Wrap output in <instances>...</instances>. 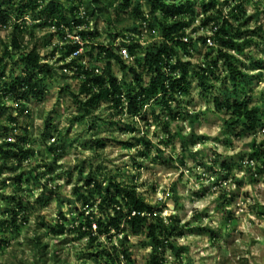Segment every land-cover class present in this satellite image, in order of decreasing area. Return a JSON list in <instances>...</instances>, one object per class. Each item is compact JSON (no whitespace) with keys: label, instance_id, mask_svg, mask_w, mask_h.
I'll list each match as a JSON object with an SVG mask.
<instances>
[{"label":"rangeland","instance_id":"374dc122","mask_svg":"<svg viewBox=\"0 0 264 264\" xmlns=\"http://www.w3.org/2000/svg\"><path fill=\"white\" fill-rule=\"evenodd\" d=\"M18 1L0 0V8L11 13L0 27V56L9 50L0 66V144L7 149L6 143L16 141L19 154L0 153V264H152L154 247L145 233L111 231L91 241L82 234L84 228H78L80 223L112 216L111 208H97L108 189L114 193L110 178L134 185L165 225H176L174 246L164 244L155 253L162 264H264V167L261 160H249L253 146L264 138V0H243V19L248 22L241 27L242 36H250L252 42L241 51L228 52L246 78L232 80L220 61L206 77L205 88L198 67L217 57V48L197 44L190 58L177 48L181 60L192 65L187 70L189 89L174 96L171 110L152 99L142 102L138 113L127 111L125 103L115 109L101 102L86 116L71 96L77 93L81 76L60 68L70 37L79 29L93 32L83 48L90 55L83 54L82 63L103 68L100 46L123 45L113 37L138 27L139 16L132 11L147 14L146 2L131 0L117 14L123 0L112 6L108 0H97L102 13L94 6L85 11L92 0H55L69 21L59 30L53 23L44 24L48 13L38 9L27 7L17 18ZM48 1L36 3L42 6ZM77 6L76 18L83 14L88 21L78 28L70 12ZM191 17L188 35L206 17L197 3ZM14 23L20 27V51L9 46ZM152 26L140 30L145 47L161 42L160 25ZM33 49L52 71L34 73L37 94L13 92L9 86L25 77L24 53ZM138 53L141 60L142 52ZM126 65L148 82L149 75L136 60ZM130 68L122 69L112 60L113 76L121 82L133 80ZM216 96L222 102L248 97V106L258 110L257 129L244 131L230 124L231 111L218 109ZM172 112L175 119L170 118ZM89 179L98 181L101 190L88 187ZM18 199L24 209L14 218L8 207ZM60 224L66 231L56 235Z\"/></svg>","mask_w":264,"mask_h":264},{"label":"trees","instance_id":"16d2710c","mask_svg":"<svg viewBox=\"0 0 264 264\" xmlns=\"http://www.w3.org/2000/svg\"><path fill=\"white\" fill-rule=\"evenodd\" d=\"M22 1L24 0H19L16 3L15 14L17 18L22 17L25 8L31 7L34 10L38 9V12L41 14L48 13L46 19L43 21L44 24L53 23L59 30L61 25L65 27L69 26L68 19H65L64 9L55 0H50L42 6L37 5L36 0H26V3H22ZM115 1L108 0V5L112 6ZM144 1L148 6L147 18L138 9H133L132 13H134L135 17L139 16L138 20L140 22H146L147 29H152V25L155 23L160 25L161 42L158 44L153 43L147 47L135 43L129 45L128 50L131 55L135 56L134 60L137 61L138 65L149 75L148 82L144 83L141 75L128 67L111 47L100 46V52L104 53L103 59L105 61L100 75L95 74L92 70L84 69L82 65L77 63L76 59L63 63L60 67L61 69L74 66L76 67L75 73L83 76L77 93H71L73 101L78 104L80 111H82L80 114L84 116L90 115L92 110L101 102L111 103L115 109L124 106L125 103L127 111L138 113L142 102H147L154 97L157 104L171 110L169 102L175 99L174 96L186 93L189 89L187 70L192 64L190 61L181 60L177 48H180L181 51L187 54V45L181 38L186 35L185 29L189 26L188 23L194 20L191 16L194 15L196 3L200 7L202 17L206 16L202 20L201 25L206 26L213 22L217 26L213 37L216 43L217 57L209 58L203 63L204 67H198L199 72L197 75L201 80V85L208 88L209 84L206 77L218 69L220 61H222V65L232 80L237 77L241 79L246 78V75L237 69L232 62V55L228 53L229 50L241 51L243 46L252 42L250 36H242L244 32L241 31V27L246 26L248 22V19H243V0ZM130 5L131 0H123L122 4L116 8L117 14L126 10ZM85 6V11L89 10L91 6H94L100 13L103 11L97 0L88 1ZM78 8L77 6L70 10L73 17L72 22L77 25L86 24L87 21L80 16L76 18ZM10 16L11 13L8 10L0 8V27L8 23ZM159 16H161L162 21H159ZM130 30L136 31L137 27H133ZM19 31V25L14 23L9 43L10 50L20 51L22 49ZM80 34L83 37H92L94 35L93 32L89 31H82ZM116 36L118 35L116 34L113 38ZM78 47V44L66 45L65 51L62 53V60ZM136 49L142 52L143 56L141 60L136 56ZM89 52L84 54L90 55ZM7 55H9V50L5 48L3 56H0V66ZM83 57L84 55L82 54L78 58L81 59ZM207 58L208 54H206ZM112 60H116L122 69L130 68V71L133 73V80H124L123 82L117 80L112 73ZM22 62L24 64L25 77L14 81L9 88L13 92H21L22 95H35L39 91V86L33 80L34 73L47 72L50 74L52 67L47 62H41V57L35 49L24 53ZM261 65L262 63L256 62V66ZM166 68L169 69L168 74L165 71ZM256 68L258 69L259 67ZM175 71L177 73L173 75L172 73ZM223 81L224 86L226 81L225 79ZM158 97L160 98L159 101ZM247 100L248 97H244L243 101L238 102L237 97H229L225 98L222 102L218 96L213 98V102L218 109L224 108L226 111H231L228 120L230 124L241 126L244 131L254 132L258 124V110L255 107H249ZM175 114L176 112H172L170 118L175 119ZM6 146H8L7 149H3L2 144H0L1 154L7 157L19 156L16 151V147H18L16 141L6 143ZM252 159L261 160V168L264 167V138L257 145L253 146V152L249 160ZM86 185L92 188V190H101L98 181L89 179L86 181ZM109 186L110 188H114V193H111L110 189H108L99 198L97 208H111L113 211L112 216L106 219L98 218L93 223L90 221H87L83 225L80 223L78 228H84L82 234H88V238L93 241L96 239V236L109 234L111 231H126L132 236H139L145 233L151 239L155 253L163 248L164 244L168 243L171 247L174 246V239L177 234L175 233L177 230L176 225L172 223L165 225L155 212L154 207L138 195L134 185L124 186L110 178ZM23 209L24 206L21 199H18L15 205L8 207L9 212L13 213L14 218L17 215L16 212ZM123 223L127 226L126 228L121 227ZM92 226L95 227V231H92ZM65 231L66 227L60 224L57 225V229L54 232L56 235H62ZM128 234L124 235V240H126ZM155 253L152 254V264H162L161 259L159 260ZM122 256L127 258L125 251H122Z\"/></svg>","mask_w":264,"mask_h":264},{"label":"built area","instance_id":"2783aa9c","mask_svg":"<svg viewBox=\"0 0 264 264\" xmlns=\"http://www.w3.org/2000/svg\"><path fill=\"white\" fill-rule=\"evenodd\" d=\"M143 15L147 18V14H143ZM79 16L84 19L83 14H80ZM85 21H87V20H85ZM195 21H197V19ZM87 23H88V21H87ZM86 24H78V25L76 24L75 27L78 28L81 25H86ZM146 25H147L146 22H144V21L140 22L139 21V24H138L136 31L123 32L121 35H118V36H116V38H114L115 40H120L123 45L117 46L115 48H113V47H111V48L113 49L114 52H116V54L120 57V59L122 61H124L125 64L129 63L132 59L135 58V56H133L129 53V50H128L129 45H133V44L137 43L140 46H145V44H144L145 42L141 40L142 36H141L140 30L141 29H147ZM63 28H64V26L61 25L60 30H62ZM216 30H217V26H215L213 22L209 23V25H206V26H202L200 23L198 25L197 30L193 31V33H192L193 35L192 34L188 35L186 33V35L181 38V40L187 45V54L182 51L183 56L190 58L191 53H192V48H194L197 44H202L206 47H216V43H215V40L213 38ZM82 31H88V30L79 29L78 34L76 33L75 35L70 37L71 38V41H70L71 44H78L79 47L75 51H73L68 57H66L64 59V61H66V62H63V63H67L73 59H76L77 63L82 65L84 67V69H88L90 71L92 70L95 74L100 75L102 68H100L98 66L87 67L84 63H82L84 57L81 59L78 58L80 55L84 54L85 52H89V51H85V52L83 51L85 43L87 42L86 39H89V36L83 37L80 34ZM185 32H186V29H185ZM199 33L201 35H198ZM194 35L196 37H193ZM200 38H202L204 42ZM138 52H139V50L136 49L137 56L140 54ZM103 56H104V53H101V55H99V57H103ZM200 66L204 67V64L200 63ZM65 69H67V68H63V70H65ZM69 69H72L73 71H75L76 67L73 66ZM165 71L168 74L169 69L166 68ZM176 73H177V71H175L172 74L175 75ZM80 76H81V78H83L82 75H80ZM177 77H178V74H177ZM154 99H155V97L152 100H154Z\"/></svg>","mask_w":264,"mask_h":264}]
</instances>
